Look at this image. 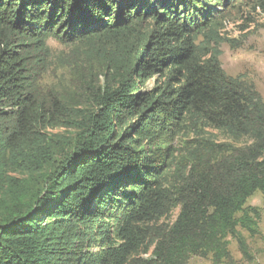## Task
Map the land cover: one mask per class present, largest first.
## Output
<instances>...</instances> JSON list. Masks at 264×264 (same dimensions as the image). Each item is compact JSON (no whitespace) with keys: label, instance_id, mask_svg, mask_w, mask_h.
<instances>
[{"label":"trees","instance_id":"obj_1","mask_svg":"<svg viewBox=\"0 0 264 264\" xmlns=\"http://www.w3.org/2000/svg\"><path fill=\"white\" fill-rule=\"evenodd\" d=\"M232 1L0 0V264L251 259L264 99L213 44ZM51 38L85 55L76 106L40 93Z\"/></svg>","mask_w":264,"mask_h":264},{"label":"rangeland","instance_id":"obj_2","mask_svg":"<svg viewBox=\"0 0 264 264\" xmlns=\"http://www.w3.org/2000/svg\"><path fill=\"white\" fill-rule=\"evenodd\" d=\"M264 2L261 0L232 1L227 7L225 16L220 19L218 45L221 51L220 60L225 71L232 76L244 75L253 82L264 99ZM49 55L45 66L41 70L39 89L44 97L57 95L62 97L69 106H76V101L82 98L76 95L74 86L78 79V69L84 62L85 55L75 51L76 45L67 44L60 39L51 38L48 41ZM154 79L146 86L152 87ZM77 98V99H76ZM78 102V101H77ZM47 136L56 134L69 135L72 131L65 126H47L44 130ZM212 138L218 143H227V137L220 131L210 130ZM187 138L180 142L181 146L189 148ZM226 147L223 145L222 148ZM190 149L187 150V152ZM186 156V155H185ZM22 175V173H14ZM25 176V175H22ZM249 210L256 208L259 212V234H251L239 227L250 245L251 259H247L238 242L228 237L229 249L233 257V264H264V194L255 192L247 201ZM178 211L175 210L170 218L174 220ZM238 213L237 216H241ZM188 264H216L212 255L208 257L192 256ZM228 264V263H220Z\"/></svg>","mask_w":264,"mask_h":264}]
</instances>
